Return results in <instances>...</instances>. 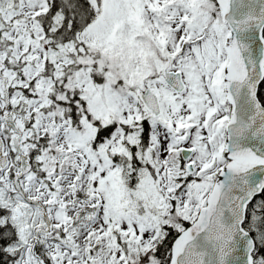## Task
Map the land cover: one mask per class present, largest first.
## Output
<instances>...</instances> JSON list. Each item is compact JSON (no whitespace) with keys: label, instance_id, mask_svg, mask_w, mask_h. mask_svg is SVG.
<instances>
[{"label":"snow or ice","instance_id":"obj_1","mask_svg":"<svg viewBox=\"0 0 264 264\" xmlns=\"http://www.w3.org/2000/svg\"><path fill=\"white\" fill-rule=\"evenodd\" d=\"M0 264H264V0H0Z\"/></svg>","mask_w":264,"mask_h":264}]
</instances>
